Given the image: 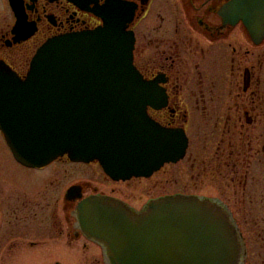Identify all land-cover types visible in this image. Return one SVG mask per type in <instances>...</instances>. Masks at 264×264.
<instances>
[{
  "label": "flooded vegetation",
  "instance_id": "af4514ba",
  "mask_svg": "<svg viewBox=\"0 0 264 264\" xmlns=\"http://www.w3.org/2000/svg\"><path fill=\"white\" fill-rule=\"evenodd\" d=\"M106 16L125 22L132 66L161 92L146 115L175 135L173 160L141 173L67 156L30 166L0 132V264H58L64 248L104 264L73 215L91 196L134 211L170 196L216 201L243 264H264V0H0V63L23 77L48 39Z\"/></svg>",
  "mask_w": 264,
  "mask_h": 264
},
{
  "label": "water",
  "instance_id": "95a60500",
  "mask_svg": "<svg viewBox=\"0 0 264 264\" xmlns=\"http://www.w3.org/2000/svg\"><path fill=\"white\" fill-rule=\"evenodd\" d=\"M102 19L94 31L48 39L23 77L0 63V131L17 161L39 166L66 155L141 173L173 160L175 135L146 115L160 90L132 66L125 22ZM73 215L105 264H243L241 237L213 200L170 196L134 211L91 196Z\"/></svg>",
  "mask_w": 264,
  "mask_h": 264
},
{
  "label": "rangeland",
  "instance_id": "374dc122",
  "mask_svg": "<svg viewBox=\"0 0 264 264\" xmlns=\"http://www.w3.org/2000/svg\"><path fill=\"white\" fill-rule=\"evenodd\" d=\"M78 247L79 250H81L79 245ZM84 262L85 260H82V258L78 257L77 252L74 249L69 248H64L62 256L58 259V264H83Z\"/></svg>",
  "mask_w": 264,
  "mask_h": 264
}]
</instances>
